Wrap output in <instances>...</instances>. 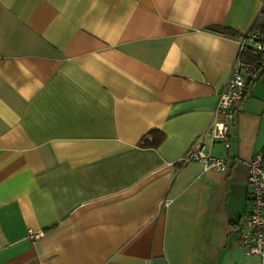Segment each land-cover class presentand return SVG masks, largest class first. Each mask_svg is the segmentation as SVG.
I'll return each mask as SVG.
<instances>
[{
    "label": "crops",
    "instance_id": "crops-1",
    "mask_svg": "<svg viewBox=\"0 0 264 264\" xmlns=\"http://www.w3.org/2000/svg\"><path fill=\"white\" fill-rule=\"evenodd\" d=\"M249 30L264 0H0V264H264L238 244L264 71L203 137L229 168L182 161Z\"/></svg>",
    "mask_w": 264,
    "mask_h": 264
},
{
    "label": "built area",
    "instance_id": "built-area-1",
    "mask_svg": "<svg viewBox=\"0 0 264 264\" xmlns=\"http://www.w3.org/2000/svg\"><path fill=\"white\" fill-rule=\"evenodd\" d=\"M237 62L232 68V75L225 82L218 94L213 120L204 134L196 139L193 146L186 153L183 160H196L206 169L217 171L227 170L230 160L224 157L210 155L205 150L204 136L211 141L222 142L225 148L229 147L230 129L236 124V115L239 104L245 94L250 81L257 78L264 67L256 62H247L240 59L247 51L259 54L264 51V33L249 30L240 36ZM264 148L247 161L246 183L250 207L243 216L238 235V244L247 254L264 255ZM40 232L29 231L30 238H37Z\"/></svg>",
    "mask_w": 264,
    "mask_h": 264
},
{
    "label": "trees",
    "instance_id": "trees-1",
    "mask_svg": "<svg viewBox=\"0 0 264 264\" xmlns=\"http://www.w3.org/2000/svg\"><path fill=\"white\" fill-rule=\"evenodd\" d=\"M210 31L216 32V33H220L223 35H227V36H235L237 35L236 32L230 30L229 28L226 27H217V26H210L207 28ZM240 59L242 61H247V62H256L258 63L260 66L264 67V51L260 52L259 54L255 55L250 53L249 51L243 53L240 57ZM154 131H151L150 134H153ZM155 140V137H153V135H151V140L150 143H154L153 141Z\"/></svg>",
    "mask_w": 264,
    "mask_h": 264
}]
</instances>
